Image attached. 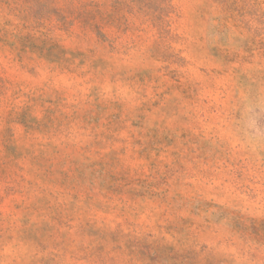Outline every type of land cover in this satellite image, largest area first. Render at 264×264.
I'll return each mask as SVG.
<instances>
[{
    "label": "rangeland",
    "instance_id": "374dc122",
    "mask_svg": "<svg viewBox=\"0 0 264 264\" xmlns=\"http://www.w3.org/2000/svg\"><path fill=\"white\" fill-rule=\"evenodd\" d=\"M0 264H264V0H0Z\"/></svg>",
    "mask_w": 264,
    "mask_h": 264
}]
</instances>
